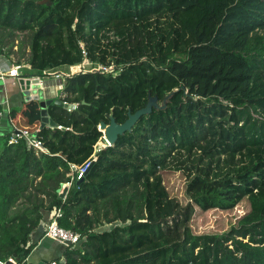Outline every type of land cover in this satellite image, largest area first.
I'll return each mask as SVG.
<instances>
[{"label": "trees", "instance_id": "1", "mask_svg": "<svg viewBox=\"0 0 264 264\" xmlns=\"http://www.w3.org/2000/svg\"><path fill=\"white\" fill-rule=\"evenodd\" d=\"M0 55L62 73L60 99L78 106L51 105L57 128L41 130L26 104L22 130L49 154L0 139L1 262L28 264L32 234L60 211L81 236L63 264H264V0H0ZM150 93L172 96L97 151L100 124L125 123ZM167 172L185 177V202ZM243 204L226 231L195 232Z\"/></svg>", "mask_w": 264, "mask_h": 264}, {"label": "crops", "instance_id": "2", "mask_svg": "<svg viewBox=\"0 0 264 264\" xmlns=\"http://www.w3.org/2000/svg\"><path fill=\"white\" fill-rule=\"evenodd\" d=\"M16 60L17 58L10 59L0 55V74L8 73L13 67L17 66L15 64ZM24 64L23 62L20 66L19 73L21 76L30 78L39 76H32ZM50 96L60 98V92L54 89ZM26 104L19 86V81L10 77H7L5 80L0 79V112L4 115L0 126L1 140L7 136H12L18 130L26 128V120L23 113ZM43 227L42 222L41 226L32 234L30 244L34 246V250L27 261L28 264H51L53 262L63 264L65 261L64 253L66 248L70 246L62 245L45 237Z\"/></svg>", "mask_w": 264, "mask_h": 264}, {"label": "water", "instance_id": "3", "mask_svg": "<svg viewBox=\"0 0 264 264\" xmlns=\"http://www.w3.org/2000/svg\"><path fill=\"white\" fill-rule=\"evenodd\" d=\"M40 4L51 5L48 1L40 2ZM18 81L25 102L29 103L31 101H36L39 103L41 114L40 129L42 130L45 127L53 129L57 128V124L49 116L48 108L53 104L62 107H66L67 105L64 104L60 98L50 96L51 92L54 91V88L50 85H45L43 88L39 80L36 78L22 76ZM58 90L59 89L56 88V91ZM171 96L172 95H169L165 99L164 104H160L158 97L152 96L150 93L146 106L134 114L129 111L128 119L123 124H118L114 116L110 115V123L106 124L102 122L99 127V131L103 133L106 142L103 149L115 147L119 137L124 136L126 133H131L133 128L143 117L150 116L154 110H164L167 107L168 99H170ZM62 187L63 185H61V189L58 190V193L61 195V198L64 199L67 196L68 188H65V190L62 191ZM67 246H71V244L67 243ZM7 264L13 263L7 262Z\"/></svg>", "mask_w": 264, "mask_h": 264}, {"label": "built area", "instance_id": "4", "mask_svg": "<svg viewBox=\"0 0 264 264\" xmlns=\"http://www.w3.org/2000/svg\"><path fill=\"white\" fill-rule=\"evenodd\" d=\"M84 54H85V52H84ZM80 67H83V66H80ZM20 69H21L20 66H15L12 68V70L10 72L0 74V79L5 80L7 77H10V78L16 79L18 81V79L22 78V76L19 73ZM100 71L108 72L111 70H108L106 68L101 67ZM35 78L39 80V82L43 88L45 85H50L54 89L58 88L59 90L57 92H60V94H61V91L64 87L66 77L62 73L45 72L43 75L36 76ZM64 104L67 105L65 108L68 109L69 112L73 111L74 109H76L78 107L77 105H69L67 103H64ZM3 117H4L3 113L0 112V126H1V123L3 120ZM38 131L39 130H37L36 133ZM36 133H30L27 130H18L16 132H14V134L12 135V137L9 141V144L10 145L15 144L19 140L24 139V140H26L29 149H34L38 153L49 154L48 150L44 147L43 143L37 138ZM0 136H1V130H0ZM103 139H104V137H103ZM91 164L92 163L90 160V161L86 162V164H84L82 167L72 166L71 168H72L73 173L70 176L75 177V174L78 173L76 181L83 180L84 176L86 175L89 168L91 167ZM71 185H72V183L63 184L62 191L65 190V188L69 189L71 187ZM60 217H61V212L59 211V212H57L51 216L48 223H46V222L43 223V226H44L43 229L45 232L44 236L62 244V245H65V246H67V243L71 244V246L77 245L78 243H80V241H81L80 235L75 234L71 231H66L59 226L58 219ZM9 262H12L13 264H17V262L13 259H10ZM63 263H65V261ZM0 264H7V262H1L0 261ZM51 264H57V262H53Z\"/></svg>", "mask_w": 264, "mask_h": 264}, {"label": "rangeland", "instance_id": "5", "mask_svg": "<svg viewBox=\"0 0 264 264\" xmlns=\"http://www.w3.org/2000/svg\"><path fill=\"white\" fill-rule=\"evenodd\" d=\"M23 40H27V36L25 34H17V38L15 41V47L14 51L18 50L19 43H21ZM29 52V50L27 49ZM82 67H76L70 70V73L77 74L80 73ZM64 70V69H63ZM100 143L103 144V146L96 147L97 151H100L103 149V147L106 145V142L104 139L100 141ZM164 180L165 185L167 186L168 190L174 194L177 193L180 198L185 202L184 196L185 195V187H186V179L181 175L179 172H167L164 173ZM246 205L243 204L242 207L239 209V211L236 212L235 216H229V215H221L219 213H216L215 215H208L206 223L203 222V219L198 220V228L195 230L196 233H202V232H209L211 230H216L217 232H223L226 231V229L229 228L230 225L234 224L236 222V219L239 217V215L244 214L246 212Z\"/></svg>", "mask_w": 264, "mask_h": 264}]
</instances>
